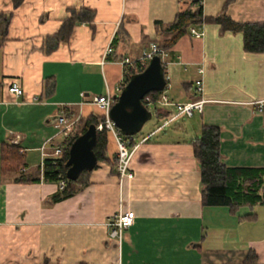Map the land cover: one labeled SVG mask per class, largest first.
<instances>
[{"label": "crops", "instance_id": "1", "mask_svg": "<svg viewBox=\"0 0 264 264\" xmlns=\"http://www.w3.org/2000/svg\"><path fill=\"white\" fill-rule=\"evenodd\" d=\"M225 2L200 1L206 16L218 14ZM198 4L24 0L15 6L0 0V14L8 18L0 34V264H243L250 249L255 264H264V205L235 213L227 206H204L201 168L190 144L202 124H214L221 128L226 165L264 167V111L257 105L264 100V52L246 51L241 32L221 31L217 23L193 26L204 35L187 33L168 52L175 71L166 67L170 87L172 76L183 86L166 93L168 106L207 101L188 116L199 115L193 130L177 125L184 139L155 137L166 125L138 141L133 137L146 138L130 163L133 178L120 180L116 167L100 162L88 185L58 201L52 196L60 185L43 179L45 159L64 145L74 126L59 132V114L75 123L103 114L92 99L118 94L128 68L119 59L135 60L152 42H162L156 22L168 24L180 10H196ZM74 12L84 19L69 31L66 21ZM227 12L239 21L264 22V0H233ZM110 45L115 55L105 56ZM200 77L202 94L195 87ZM12 81L25 95L8 91ZM165 110L173 114L166 106L156 113L165 117ZM116 152L113 143L109 157ZM127 210L136 218L119 244L108 224Z\"/></svg>", "mask_w": 264, "mask_h": 264}, {"label": "trees", "instance_id": "2", "mask_svg": "<svg viewBox=\"0 0 264 264\" xmlns=\"http://www.w3.org/2000/svg\"><path fill=\"white\" fill-rule=\"evenodd\" d=\"M23 1L13 0L15 6L20 5ZM200 1L194 0V3H199L196 10H180L174 20L168 24L159 21L156 22L159 34L164 36L162 42L159 40L155 41L160 47L169 52L183 35L187 33L191 34V27H201L205 23H217L220 25L221 31L241 32L243 34L244 48L246 51L254 53L264 52V22L239 21L234 19L227 12V6L233 0H226L222 10L218 14L206 16ZM83 19L82 12H74L66 21L68 30H72L73 26L76 23H80ZM7 21L8 18L0 14V34H4ZM140 71L142 70L137 69L136 66L126 68L122 86H125L133 74ZM164 90H153L146 97L152 103H156L161 99ZM170 114V111L165 110V117L170 116ZM104 118V113H91L86 117H80L65 137L61 154L45 159L43 167L44 181L58 183L60 185L61 181L65 180V185L60 187L52 196L54 201L70 197L79 189L88 185L91 171L100 162H109L113 167H116V154L113 158H110L108 155L109 146L111 147L115 141L110 131L103 128L98 131L97 141L94 147L97 156V164L95 167L92 170L85 169L76 179L67 177V161L72 142L84 133L89 125L95 124L99 126L104 121ZM200 131V136L193 139L190 144L193 146L194 155L201 168L203 205L227 206L232 213L237 212L243 206L264 205V167H235L226 165L223 162V156L220 152L221 128L214 124H202ZM126 136L133 139V136ZM133 141L131 140L129 142V146L133 145ZM11 155L14 154L9 153L8 156ZM16 165V168L20 166V164ZM11 166L12 164L7 165V169ZM40 179V177L31 178L27 176H19L17 178L19 181H40ZM256 262L257 255L254 250L250 249L243 264H255Z\"/></svg>", "mask_w": 264, "mask_h": 264}, {"label": "built area", "instance_id": "3", "mask_svg": "<svg viewBox=\"0 0 264 264\" xmlns=\"http://www.w3.org/2000/svg\"><path fill=\"white\" fill-rule=\"evenodd\" d=\"M190 31L196 37H201L204 35V30H198L196 27H191ZM113 51L114 50L110 45L108 46V48H106L104 55L108 56L112 54ZM156 55H159L161 57L163 64L167 67L169 64L168 51L160 47L156 42H152L149 46V49L145 51L137 59L131 60L129 57H126L120 60V63H122L124 66H128V67L136 66L137 69L144 70L148 66L150 60ZM199 73L201 75L204 74L203 67L199 69ZM166 78H167V86L164 92L162 93L161 99H159L158 102L164 105H169L172 104L169 100L168 95L166 94V89L170 86L169 76L166 75ZM195 87L197 93L202 94L204 92V80L202 77L198 78L195 81ZM7 89L9 92L15 94L16 96H22L25 95L26 93L25 89L17 81L10 82L7 86ZM122 89L123 86H120L118 88V93H120ZM115 101L116 100L114 98V95H112L110 92H107L104 95L94 96L92 99V104L96 105L104 112L105 115L104 121L98 126V128L99 130L106 128L108 131H110V133L112 134L115 140L117 146V153L115 159L116 169L120 177V180H123V178L125 177H129V178L134 177V173L130 169V163L135 151L138 149L140 144L146 140V138H144L140 142L133 141V145L129 146V142L133 139L128 138L126 135H124L120 130V128L116 125V123L109 115L110 109L112 108ZM206 101H207L206 99L200 97L198 100L195 101L176 103L175 106L177 107V113L170 114V116L167 117L164 126L172 122L173 120L177 119L179 116L182 115L192 116L195 111H202ZM145 103L148 107L152 104V102L149 100L148 97L145 98ZM257 105H258V109L261 112H263L264 100L258 101ZM74 123H75L74 120L70 121L69 119L66 118L64 113H60L57 119L56 127L59 130V132L62 133L67 131L69 128H71L74 125ZM62 148H63L62 145L57 146L55 148L54 156L60 155L62 152ZM64 185H65V180H62L60 187H63ZM135 218H136V214L133 210L119 212L108 224L110 226L109 236L112 239H116L119 242V244H121L123 240L124 230L134 224Z\"/></svg>", "mask_w": 264, "mask_h": 264}, {"label": "water", "instance_id": "4", "mask_svg": "<svg viewBox=\"0 0 264 264\" xmlns=\"http://www.w3.org/2000/svg\"><path fill=\"white\" fill-rule=\"evenodd\" d=\"M166 86V66L159 55L154 56L144 70L130 77L122 91L114 96L116 101L109 112L124 135L133 136L151 117L145 103L146 95L153 90H163ZM98 131V126L91 124L72 142L67 161L68 178L76 179L82 171L92 170L97 164L94 147Z\"/></svg>", "mask_w": 264, "mask_h": 264}, {"label": "rangeland", "instance_id": "5", "mask_svg": "<svg viewBox=\"0 0 264 264\" xmlns=\"http://www.w3.org/2000/svg\"><path fill=\"white\" fill-rule=\"evenodd\" d=\"M168 68H169V73L174 75L175 71H174L173 66L169 65ZM171 83H172V87L169 86L166 89V93L171 92L172 89L173 91L183 89L182 84H179V82L176 81L174 76H172ZM169 88L171 89L169 90ZM160 106H164V107L166 106L168 109H171L173 114L177 113V107L175 105L168 106V105L161 104L160 102L159 103L156 102L152 104L149 107V110L151 112V117L144 123V125L140 128V130L136 132V134L133 135L136 141L140 140L143 135L150 133L151 131L156 129L158 126L160 125L164 126L163 123L165 120H167V117H159L156 113L157 107H160ZM194 119H199V115L197 112L195 113L194 118H190L187 115L179 116L177 119L168 123L165 126V129L161 131L160 133H158L155 137L158 136L162 138L165 137V138H173V139H184V137H186L187 134L183 132H177L176 131L177 125L180 124L182 126L187 127V129L191 128L193 130Z\"/></svg>", "mask_w": 264, "mask_h": 264}]
</instances>
